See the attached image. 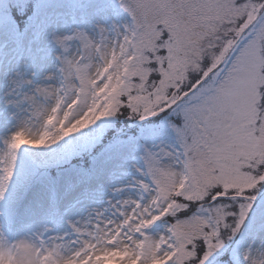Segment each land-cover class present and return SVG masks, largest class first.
<instances>
[{"label":"snow or ice","instance_id":"1","mask_svg":"<svg viewBox=\"0 0 264 264\" xmlns=\"http://www.w3.org/2000/svg\"><path fill=\"white\" fill-rule=\"evenodd\" d=\"M62 15L49 0L0 14L2 45L37 53L0 86V200L22 149L122 112L174 114L179 150L147 151L138 198L63 233L10 213L0 264H264V0H77L78 22Z\"/></svg>","mask_w":264,"mask_h":264},{"label":"rangeland","instance_id":"2","mask_svg":"<svg viewBox=\"0 0 264 264\" xmlns=\"http://www.w3.org/2000/svg\"><path fill=\"white\" fill-rule=\"evenodd\" d=\"M6 2L0 0V14ZM49 3L62 6L61 25L78 22V15L73 16L77 0ZM30 41L25 38L7 47L0 42V86L16 71L34 69L36 45ZM175 120L172 113L139 120L122 112L49 148L22 149L5 197L0 200V224L15 213L33 228L47 225L56 233H63L69 221L82 220L93 210L104 211L110 201L138 198L135 181L144 179L137 169L143 171L145 153L179 150L168 127V122ZM16 123L11 121L9 126L14 128ZM217 259L220 264H227L228 256L222 254Z\"/></svg>","mask_w":264,"mask_h":264},{"label":"trees","instance_id":"3","mask_svg":"<svg viewBox=\"0 0 264 264\" xmlns=\"http://www.w3.org/2000/svg\"><path fill=\"white\" fill-rule=\"evenodd\" d=\"M118 125H120V123H119V122L117 123V126H118ZM189 214H191V209H190V212H189Z\"/></svg>","mask_w":264,"mask_h":264}]
</instances>
